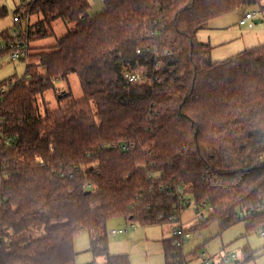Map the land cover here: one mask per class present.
<instances>
[{"label": "trees", "instance_id": "1", "mask_svg": "<svg viewBox=\"0 0 264 264\" xmlns=\"http://www.w3.org/2000/svg\"><path fill=\"white\" fill-rule=\"evenodd\" d=\"M251 4L264 9V0H105L94 14L88 0L17 8L29 42L51 37L58 19L69 28L53 50L36 48L24 77L0 82L11 137L0 148V264H78L84 231L102 264H130L110 253L108 222L172 226L191 201L210 213L190 231L214 221L221 230L240 220L264 227V44L215 61L197 37ZM7 13L0 8V18ZM147 29L158 36L141 39ZM72 73L83 98L67 93L43 115L39 96ZM38 226L41 237L6 241ZM173 242L164 241L166 264L186 257Z\"/></svg>", "mask_w": 264, "mask_h": 264}, {"label": "rangeland", "instance_id": "2", "mask_svg": "<svg viewBox=\"0 0 264 264\" xmlns=\"http://www.w3.org/2000/svg\"><path fill=\"white\" fill-rule=\"evenodd\" d=\"M90 2L89 13H99L105 8V0H88ZM22 0H0V8L6 7L8 13L0 18V31L13 28V17L17 8L21 7ZM247 13H256L255 18L249 20L245 25L240 22ZM22 16V13H20ZM257 20L261 22L256 23ZM29 19L22 16V24L26 29ZM33 25L37 22V17L32 16L30 20ZM67 24L58 19L53 22L51 37L37 38L31 40L30 56L27 60L0 62V82L12 79H20L25 76L26 64L37 62L34 54L45 50H53L56 38L65 36L68 33ZM198 40L212 46L211 57L215 61H220L233 57L241 52L264 44V9L257 5H244L238 9L224 14L223 16L210 20L206 26L198 31ZM44 49V48H43ZM43 72V69H39ZM70 93V98L80 100L83 92L80 80L75 73L67 79L54 81V87L39 96L41 113L46 110L55 111L59 108L60 99L63 95ZM186 200L190 196L186 195ZM188 203V202H187ZM209 208H196L194 202L183 209L180 221L186 229H190L196 224L202 223V214L208 216ZM134 225V227H132ZM174 226L166 225H142L138 222L127 223L124 218H113L107 224V234L109 239V251L112 255H127L130 264H166L164 241L171 238V229ZM123 230L119 234L112 231ZM45 233V226L32 227L20 234H11L6 241L17 243L30 238L41 237ZM190 239L184 242L183 254L189 264H202L206 255L207 259L216 263H223L222 258L227 256L228 264H264V238L259 232L248 230L246 222L240 220L232 227L221 230L217 222H212L208 226H203L191 231ZM75 249L77 251V263L88 264L96 262L102 264L103 257H96L91 251V234L88 231L81 232L75 239ZM237 262V263H236Z\"/></svg>", "mask_w": 264, "mask_h": 264}, {"label": "built area", "instance_id": "3", "mask_svg": "<svg viewBox=\"0 0 264 264\" xmlns=\"http://www.w3.org/2000/svg\"><path fill=\"white\" fill-rule=\"evenodd\" d=\"M24 3H31L35 0H22ZM257 14L256 13H247L245 18L240 22L241 25L246 24L249 20L255 18ZM13 38L7 40L4 37L0 38V62H3L5 60L9 61H16V60H27L30 56V45L27 35L25 33L28 30V24L26 26V29L24 28L22 24V16L20 14H16L13 17ZM158 34L151 29L143 30L140 33L141 39H153L156 38ZM139 52V51H138ZM130 81H135L137 77L135 75L129 76ZM3 120L0 119V148L1 143L3 141L9 142L11 140L10 136H7L4 131L2 130ZM129 145L125 144L122 146V149L124 151H127L129 149ZM87 188L91 191L96 190V185L94 184H88ZM197 208V206H196ZM198 209V208H197ZM205 214H202L201 218L202 220L205 219ZM171 222L173 223V228L171 229V236L174 238L173 245L177 249H182L184 246V242L191 237V231L189 229L184 228L181 223H177L174 218H171ZM134 227V225H132ZM123 230H113V234H119ZM259 235L261 238H264V227L260 228ZM204 257V261L202 264H216L214 260L207 259L205 254H202ZM222 261H224L226 264H228L229 259L227 256L222 258ZM175 264H189V261L186 259V257L177 258L175 260Z\"/></svg>", "mask_w": 264, "mask_h": 264}, {"label": "crops", "instance_id": "4", "mask_svg": "<svg viewBox=\"0 0 264 264\" xmlns=\"http://www.w3.org/2000/svg\"><path fill=\"white\" fill-rule=\"evenodd\" d=\"M16 14H20V13H17V12H16ZM259 21H260V20H259ZM260 22H261V21H260ZM244 25H245V24H244ZM102 262H104V261L102 260L101 263H102ZM216 264H219V263H216Z\"/></svg>", "mask_w": 264, "mask_h": 264}, {"label": "water", "instance_id": "5", "mask_svg": "<svg viewBox=\"0 0 264 264\" xmlns=\"http://www.w3.org/2000/svg\"><path fill=\"white\" fill-rule=\"evenodd\" d=\"M260 22L259 20L256 21V23Z\"/></svg>", "mask_w": 264, "mask_h": 264}]
</instances>
